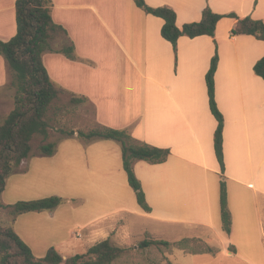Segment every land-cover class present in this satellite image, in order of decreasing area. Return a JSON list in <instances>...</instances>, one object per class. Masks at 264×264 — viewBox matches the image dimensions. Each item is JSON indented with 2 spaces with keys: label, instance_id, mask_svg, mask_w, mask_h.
Listing matches in <instances>:
<instances>
[{
  "label": "crops",
  "instance_id": "crops-1",
  "mask_svg": "<svg viewBox=\"0 0 264 264\" xmlns=\"http://www.w3.org/2000/svg\"><path fill=\"white\" fill-rule=\"evenodd\" d=\"M49 1L52 21L65 31L76 58L43 54L54 86L88 99L96 107L98 125L126 130L136 141L167 149L170 155L159 164H133L151 209L145 213L128 185L118 143H84L75 137L62 140L53 156L22 162L23 171L12 174L16 177L10 201L3 204L49 195H59L64 203L52 212L5 218V223L36 258L54 248L65 260L104 240L136 248L135 242L148 234L167 242L198 239L216 251L174 250L168 256L171 264H264V81L253 71L264 57V43L252 36L232 35L237 18L264 23V0H144L149 7L173 10L178 27L199 22L205 7L223 16L213 37H181L176 52L160 36L163 21L138 9L132 0ZM14 2L0 0L1 41L16 33ZM62 15L77 17L80 27L86 15L112 41L110 94L101 91L94 77L103 61L78 52ZM215 49L214 94L224 120L223 175L213 149L216 120L209 110L205 84ZM0 64L2 86L6 64ZM50 67L58 73L52 74ZM85 74L89 79L83 80ZM224 179L230 181L225 185L232 221L229 236L220 220ZM4 196L5 189L3 200ZM248 204L258 222L260 241L257 252L241 254L233 238L236 219L242 228L238 230L245 234Z\"/></svg>",
  "mask_w": 264,
  "mask_h": 264
},
{
  "label": "trees",
  "instance_id": "trees-1",
  "mask_svg": "<svg viewBox=\"0 0 264 264\" xmlns=\"http://www.w3.org/2000/svg\"><path fill=\"white\" fill-rule=\"evenodd\" d=\"M134 5L147 15L163 21L160 36L168 42L174 52L179 38L194 39L200 36L213 37L217 22L223 17L205 7L199 22L176 25L175 12L167 7H149L144 0H132ZM16 33L8 41L0 40V56L13 75V106L0 124V212L8 218L22 214L52 212L64 203L58 196H50L32 201H19L12 205L2 202V193L8 178L23 171L22 162L33 157H51L56 153L58 141H50L49 112L61 91L54 86L43 65L45 52H57L73 59L74 46L71 42L53 51L51 43L56 33L65 34L62 27L53 23L50 16L49 0H15L14 2ZM234 17V15H229ZM233 36H252L264 43V23L250 17L238 19L232 29ZM218 55L215 49L205 75L210 113L216 120L213 135V149L223 175L225 171L222 149L223 116L218 110L214 94V75L217 69ZM256 76L264 81V57L253 67ZM74 102L83 99L72 98ZM64 139L77 138L84 143L95 141H114L119 144L122 155V166L127 176L128 185L135 194L136 202L145 213L151 209L146 202L140 181L136 178L133 164L144 161L159 164L168 158L170 151L136 141L126 130L99 127L87 133L78 131L62 132ZM220 220L225 235L231 233V215L228 209L224 181L220 183ZM198 239H182L178 242L158 241L148 234L136 244L135 248H122L109 240L90 247L84 254L74 255L65 260L54 249L49 248L42 258H36L30 248L18 237L14 230L0 219V264H125L132 252L149 254L155 251H171L187 242ZM205 245V244H204ZM214 249L205 245L201 253H214ZM163 264H171L165 260Z\"/></svg>",
  "mask_w": 264,
  "mask_h": 264
},
{
  "label": "rangeland",
  "instance_id": "rangeland-1",
  "mask_svg": "<svg viewBox=\"0 0 264 264\" xmlns=\"http://www.w3.org/2000/svg\"><path fill=\"white\" fill-rule=\"evenodd\" d=\"M63 20H65L68 25V30L72 36V41L78 44V52L80 54H84L85 56L94 58L99 62H102V66L98 68L99 72L96 73L95 81L100 84L101 91L109 93L112 85L114 84L113 75H112V54L115 48L113 43L106 35V32L102 29L101 26L92 21L88 20L86 15L83 16L85 22L82 23V27L79 26V19L72 15H62ZM86 23V25H85ZM92 26V30L89 28ZM70 38V35H68ZM71 39V38H70ZM69 41L66 39L65 35L61 32H58L54 35L53 41L51 43L53 51H58L63 45H67ZM50 53V52H46ZM109 53V54H108ZM76 58L74 57L73 60ZM0 61L3 62V66L5 67V62L3 58L0 56ZM56 60H54V64ZM2 64H0L1 66ZM58 69L56 67H50V71L52 74L58 73ZM6 71L3 76V84L0 86V124L3 122L7 114L11 111L13 106V95L15 93V88L13 86V75L11 71L6 66ZM5 77V78H4ZM90 75L85 74L83 80L89 79ZM81 78V75L78 76ZM106 88V89H105ZM61 94L59 98L53 102L52 108L49 112V120H50V141H58L63 140L64 135L62 132L64 131H82L89 132L94 129H98L102 127L97 124L96 119L94 118L96 107L86 98L78 97L68 91L60 89ZM110 94V93H109ZM72 98L75 99H83L82 102H74ZM108 98L111 100L112 97L108 95ZM109 110L112 111V107H109ZM16 177L12 175L6 181L5 186V196L4 200L2 197L3 203L7 200L10 201V192L12 189V180ZM221 180V179H220ZM225 185H230L229 180H225ZM49 195L44 196L39 199L47 198ZM59 196V195H58ZM37 199H29V200H19V201H32ZM19 201H16L12 204H15ZM250 203V202H249ZM8 204V205H12ZM5 218H8L5 213L0 212V219L5 222ZM246 229L245 234L241 233L240 230L241 225L236 219V234L234 238L238 244H240L239 252L241 254H247L251 252H257L259 245V234H258V222L254 216L252 209H250V204H248V213L246 217V225L243 227ZM240 229V230H238ZM246 235V236H244ZM135 242V247H136ZM133 248V247H132ZM205 249V245L201 240H194L192 242H187L183 246L179 248H174L171 251H155L152 250L149 254H141V256L135 252L137 251V247L135 251L132 252L131 258L128 259L125 264H163L165 260H168V256L174 250H181L184 253L193 254V253H201ZM216 252V251H215Z\"/></svg>",
  "mask_w": 264,
  "mask_h": 264
},
{
  "label": "built area",
  "instance_id": "built-area-1",
  "mask_svg": "<svg viewBox=\"0 0 264 264\" xmlns=\"http://www.w3.org/2000/svg\"><path fill=\"white\" fill-rule=\"evenodd\" d=\"M77 237H80V234H76Z\"/></svg>",
  "mask_w": 264,
  "mask_h": 264
}]
</instances>
